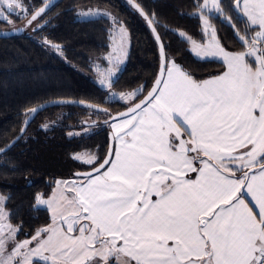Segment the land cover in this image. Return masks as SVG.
<instances>
[{
    "label": "snow or ice",
    "instance_id": "obj_1",
    "mask_svg": "<svg viewBox=\"0 0 264 264\" xmlns=\"http://www.w3.org/2000/svg\"><path fill=\"white\" fill-rule=\"evenodd\" d=\"M233 5L246 17L242 29L221 0H203L196 9L211 42L186 38L197 57H219L226 71L197 80L163 56L148 95L112 117L119 120L111 124L115 146L103 162L64 182L72 195L37 197V208L51 210L52 224L20 241L21 226L0 207V264H33L34 257L44 264H264V0ZM135 7L155 21V13ZM17 8L26 14L21 0H0V20L10 23L9 15L21 14ZM48 10L34 11L28 24ZM209 14L236 30L243 51L217 42ZM101 84L112 87L111 79Z\"/></svg>",
    "mask_w": 264,
    "mask_h": 264
},
{
    "label": "trees",
    "instance_id": "obj_2",
    "mask_svg": "<svg viewBox=\"0 0 264 264\" xmlns=\"http://www.w3.org/2000/svg\"><path fill=\"white\" fill-rule=\"evenodd\" d=\"M133 1L149 17L155 13V21L149 23L131 0H60L31 25L28 18L43 1L24 0L28 13L12 14L18 26L0 20V149L20 137L6 153L0 154V194L6 196L10 221L21 226L19 237H30L51 221L46 208L36 207L38 193L49 194L58 180L76 177L106 158L111 145L114 147L110 118L127 107L123 102L110 100L107 90L81 71L93 70V57L108 51L110 20L79 19V8L110 9L126 24L131 50L113 87L120 91L143 87L136 101L150 89L160 65L151 24L162 38L167 58L172 57L194 79L204 80L226 70L221 60L196 57L187 39L180 36L183 31L190 37H203L201 20L194 15L196 4L203 0ZM222 4L233 23L238 22L237 27L242 29L246 19L235 11L233 0H222ZM211 16L222 45L232 51L244 50L236 30L224 17ZM53 45L59 46L60 51ZM52 99L85 101L99 108L81 103L54 105L37 112L21 136V128L29 117L26 111ZM95 110L108 115L95 120L89 117ZM44 124L49 126L47 130L41 127ZM86 124L102 125L94 133L69 136V128ZM79 151L96 153V163L86 167L74 158Z\"/></svg>",
    "mask_w": 264,
    "mask_h": 264
},
{
    "label": "rangeland",
    "instance_id": "obj_3",
    "mask_svg": "<svg viewBox=\"0 0 264 264\" xmlns=\"http://www.w3.org/2000/svg\"><path fill=\"white\" fill-rule=\"evenodd\" d=\"M47 1V0H42ZM222 3V0H221ZM21 4L23 6V8L26 10V14L28 13V6L27 4L24 2V0H21ZM223 6V4H222ZM16 13H21V9L17 8L16 9ZM97 13H107L108 15H97ZM7 15V13H5ZM15 14V13H14ZM21 13V15H26ZM197 15H199L196 12ZM212 14H209V16H211ZM96 17H107L110 20V27H109V48L108 51L101 55V56H95L93 57L94 60V67L93 70H81L83 71L86 75H89L94 81H96L102 88L106 89L108 92V98L110 100H117L120 102L125 103L127 106H130V104L135 103L132 102L134 101V98H130L129 100H121L119 97L120 93H132V92H141L143 91V87H138L136 89L133 90H124V91H120L117 90L116 88L113 87V83L114 81L119 77L121 71L125 68L128 59H129V54H130V50H131V35L129 32V29L127 28L126 24L119 20L118 16L116 13H114L113 11H111L110 9H106V8H101V7H87V8H79L77 11V18L82 19V20H86V19H92V18H96ZM223 17V16H222ZM113 18H115L116 21H118L119 23L114 24L113 23ZM246 19V17H245ZM8 20L10 21L11 25H16L18 24L17 20H15V18L13 17V15H9L8 16ZM201 20V19H200ZM210 23L212 24L211 20ZM201 25H202V32H203V37L202 38H194V37H190L189 35H187L185 32L180 31V33H184L185 37L184 38H191L192 40H195L197 43H204L207 44L209 42H211V36L208 32H205L204 30V25L201 21ZM213 25V24H212ZM18 26V25H16ZM213 27L215 28V26L213 25ZM210 31V30H209ZM216 31V40L218 43H220V45L229 52H238V51H232V50H228L226 49L217 34V30L215 28ZM50 49H53L52 46L49 44L47 45ZM189 49L191 51V45L189 43ZM243 51V50H240ZM192 52V51H191ZM193 53V52H192ZM194 54V53H193ZM195 55V54H194ZM196 56V55H195ZM197 57V56H196ZM200 59H218L221 60V58L217 57V58H203V57H198ZM169 60H173V58H169ZM68 63L71 64V62L68 61ZM111 69L112 70V75L111 77L108 76L107 70ZM111 79L112 81V87L111 89H109L106 84L102 85L101 84V80H108ZM108 114L106 112L103 111H92L90 112L89 117L91 118H95L99 119L101 117L107 116ZM112 123H119V120H112L109 122L110 128L113 132V129L111 127ZM102 124H86V125H79V126H75L72 128L68 129V134L70 137H82L85 135H88L90 133H94L95 131H97L100 126ZM76 156L79 155L82 159H79L81 162H83L85 159L94 156L97 159V154L94 152H89V151H79L75 154ZM96 159L94 161L93 164L96 163ZM84 163V162H83ZM86 167H90L93 164H87L84 163ZM61 183L58 185L57 182L55 183V185L53 186L52 190L50 191L49 194H45L44 192L38 193L37 197H41L44 200H48L50 197L53 196V193L55 192L57 195H59V193L61 191L65 192L68 195H72V193L68 192V188L67 185L64 182H68V184H71L73 181H78V177H72V178H67V179H60L58 180ZM0 197H3L4 199L2 201H0V207L3 208L4 212L8 215V220L11 224H13L10 219H9V212L8 209L6 207V196L3 194H0ZM37 197H36V205H37ZM39 207L41 208H46L49 213H50V217H51V221L48 225L52 224V212L51 210L47 207V205L41 204L39 205ZM15 225V224H13ZM48 225H46L45 227H47ZM43 227V228H45ZM41 228V229H43ZM37 232V231H36ZM35 232V234H36ZM19 234V233H18ZM17 234V239L20 241L23 240H27L30 239L32 236L30 237H19V235ZM34 234V235H35ZM33 264H44L43 260H40L38 257H34L33 258Z\"/></svg>",
    "mask_w": 264,
    "mask_h": 264
},
{
    "label": "water",
    "instance_id": "obj_4",
    "mask_svg": "<svg viewBox=\"0 0 264 264\" xmlns=\"http://www.w3.org/2000/svg\"><path fill=\"white\" fill-rule=\"evenodd\" d=\"M60 0H47V1H44L35 11H37V10H39L41 7H45L46 5L49 7V9H51L56 3H58ZM131 3L135 6V5H137V3L135 2V1H133V0H131ZM136 8V7H135ZM137 9V8H136ZM239 15H241L242 16V14L241 13H239L237 10H235ZM47 12V11H46ZM34 13V12H33ZM32 13V14H33ZM32 14L30 15V17L28 18V21L31 19V16H32ZM44 14V13H43ZM42 14V15H43ZM41 15V16H42ZM243 17V16H242ZM243 18H245V17H243ZM151 26H152V29H153V32H154V34H155V37H156V39H157V36L159 37V39H157V43H158V47H159V51H160V65H159V70H158V73H157V76H156V78H155V80H154V82H153V84H152V86L150 87V89L147 91V93L146 94H144L140 99H138L135 103H139L141 100H143L147 95H148V92L149 91H151V89H152V87H153V85H154V83H155V81H156V79H157V77H158V75H159V72H160V68H161V63H162V58H163V56H167L166 55V50H165V46H164V43H163V41H162V38H161V36H160V34H159V32L157 31V29H156V27L153 25V24H151ZM155 29V30H154ZM18 32H22V30H18ZM65 103H81V104H84V105H87V106H90V107H92V108H99V105H97V104H93V103H90V102H85V101H79V100H72V99H52V100H49V101H46V102H43V103H41V104H39V105H37V106H35V108H39L40 110L38 111V112H40V111H43V110H45V109H47V108H49V107H52V106H54V105H57V104H65ZM128 107L129 106H127L125 109H123V110H121V111H119V112H116V113H114V114H112V116H111V118H110V121H112L113 119H112V117H116V116H118V114H120V113H124V112H126L127 111V109H128ZM34 117H35V115H34ZM34 117H28L27 118V120H29V123L30 122H32V120L34 119ZM28 123V124H29ZM28 124H27V126H28ZM13 141H17V139H15V140H13ZM13 141L9 144V145H12L13 146ZM111 147H113V145H111ZM7 148V147H6ZM3 149H5V148H3ZM1 154V153H0ZM107 157V156H106ZM103 162V161H102ZM101 162V163H102ZM97 167L99 166V164L98 165H96ZM92 171V168L91 169H89V170H84V171H81V173H86V172H91Z\"/></svg>",
    "mask_w": 264,
    "mask_h": 264
},
{
    "label": "crops",
    "instance_id": "obj_5",
    "mask_svg": "<svg viewBox=\"0 0 264 264\" xmlns=\"http://www.w3.org/2000/svg\"><path fill=\"white\" fill-rule=\"evenodd\" d=\"M226 71V70H225ZM222 74V73H221ZM220 75V74H219ZM217 76V75H216ZM213 77V76H212ZM209 78H211V77H209ZM209 78H207V79H209ZM141 94V92H138L137 93V96L134 98V101H132V102H136V98L139 96ZM114 146H115V141H114ZM75 157H76V155H75ZM97 159H98V157H97ZM97 159H96V161H97ZM188 175L189 176H191L192 178H195V174L194 173H188ZM77 177V176H76ZM252 205L250 204V207H251ZM254 210H258V209H254Z\"/></svg>",
    "mask_w": 264,
    "mask_h": 264
}]
</instances>
